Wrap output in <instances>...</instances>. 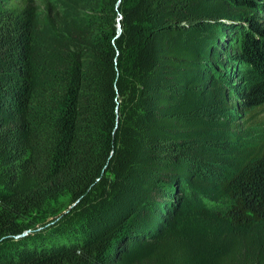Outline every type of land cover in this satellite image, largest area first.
I'll return each instance as SVG.
<instances>
[{
    "label": "trees",
    "instance_id": "trees-1",
    "mask_svg": "<svg viewBox=\"0 0 264 264\" xmlns=\"http://www.w3.org/2000/svg\"><path fill=\"white\" fill-rule=\"evenodd\" d=\"M0 264H264V0H0Z\"/></svg>",
    "mask_w": 264,
    "mask_h": 264
},
{
    "label": "rangeland",
    "instance_id": "rangeland-1",
    "mask_svg": "<svg viewBox=\"0 0 264 264\" xmlns=\"http://www.w3.org/2000/svg\"><path fill=\"white\" fill-rule=\"evenodd\" d=\"M256 2V1H255ZM258 5V2H256V5H253L251 8H253V7H256ZM258 14V13H257ZM262 137L260 134H256V139H258L257 137ZM61 203H64V205L62 206L63 208L65 207V204H66V202H67V198H62L61 199V201H60Z\"/></svg>",
    "mask_w": 264,
    "mask_h": 264
},
{
    "label": "water",
    "instance_id": "water-1",
    "mask_svg": "<svg viewBox=\"0 0 264 264\" xmlns=\"http://www.w3.org/2000/svg\"><path fill=\"white\" fill-rule=\"evenodd\" d=\"M121 16H120V18H119V33H121V31H122V29H121V24H120V20H121Z\"/></svg>",
    "mask_w": 264,
    "mask_h": 264
}]
</instances>
